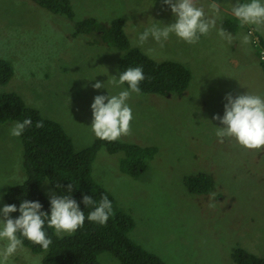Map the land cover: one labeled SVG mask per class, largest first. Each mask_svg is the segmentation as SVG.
Wrapping results in <instances>:
<instances>
[{
    "label": "rangeland",
    "instance_id": "obj_1",
    "mask_svg": "<svg viewBox=\"0 0 264 264\" xmlns=\"http://www.w3.org/2000/svg\"><path fill=\"white\" fill-rule=\"evenodd\" d=\"M195 2L209 18L214 15L211 0ZM236 2H217V26L198 43L171 34L161 47L151 37L142 46L137 43L139 34L157 21L174 22L161 0H70L73 20L29 0H0V59L12 68L0 93L17 94L26 106L57 122L75 151L98 139L91 130L93 98L127 89L109 82L111 76L118 78L123 52L93 43L86 34L74 37L77 23L122 18L130 47L155 61L170 60L189 69L191 79L181 96L132 93L127 101L131 134L117 141L157 148L136 178L121 172L122 153L102 148L92 164L93 180L133 219L129 238L164 264H234L238 249L264 257V147L248 150L227 138L218 142L215 129L221 125L212 119L223 116L226 94L264 97L261 54L253 42L257 37V45L258 39L264 44V28L239 26L231 43L217 35L221 24L235 19L231 7ZM248 34L250 43L244 45L241 38ZM98 81L104 88L92 87ZM15 123L0 124V208L8 205L6 193L26 180L21 139L10 135ZM198 172L212 176L209 194H191L185 187V177ZM41 190L48 201L58 196L48 180ZM212 193L214 209L207 206ZM5 244L0 241V249ZM41 259L23 246L9 264H41ZM99 261L120 264L110 254H101Z\"/></svg>",
    "mask_w": 264,
    "mask_h": 264
},
{
    "label": "trees",
    "instance_id": "obj_2",
    "mask_svg": "<svg viewBox=\"0 0 264 264\" xmlns=\"http://www.w3.org/2000/svg\"><path fill=\"white\" fill-rule=\"evenodd\" d=\"M29 1L52 14L63 15L69 20L74 18L70 0ZM235 19L232 22L227 20L222 25L231 34L236 33L240 26V21ZM124 25L122 18L112 19L109 23L95 18L84 19L77 23L73 36L86 34L93 37V43H102L122 51L119 73L130 66H141L145 75V80L139 85L141 93L162 97L181 96L191 79L189 69L170 60L155 61L138 48L130 47ZM260 43L264 49L261 39ZM262 68L264 72L263 65ZM11 76L9 62L0 59V84H6ZM124 85L128 87L127 83ZM26 118H31L32 121V125L20 136L26 180L6 193V203L14 204L18 208L23 200L38 201L42 205L41 210L49 213L50 203L41 190L43 182L48 180L58 196L68 194L67 185L70 183L73 185L71 196L84 211L86 219L82 228L66 236H57L55 230L45 224L44 230L52 240L47 250L22 238L23 246L33 254L42 255L41 264H101V254L112 255L120 264H164L157 256L142 249L129 238L133 219L118 209L112 195L92 178V164L102 148L109 154L122 153L121 172L132 178L142 172L144 162L157 152V148L98 138L91 146L75 151L72 141L57 122L42 117L36 109L26 106L17 94L0 93V124L22 122ZM38 121L43 122L42 128L35 127ZM56 185L60 187L57 188ZM184 185L191 194L206 195L214 188V180L210 174L201 172L186 176ZM84 195L97 202L102 196H107L111 201L114 214L105 225L87 220L88 213L93 209L83 204ZM13 216L14 219L18 218L19 212H13ZM233 263L264 264V257L238 249L233 254Z\"/></svg>",
    "mask_w": 264,
    "mask_h": 264
},
{
    "label": "clouds",
    "instance_id": "obj_3",
    "mask_svg": "<svg viewBox=\"0 0 264 264\" xmlns=\"http://www.w3.org/2000/svg\"><path fill=\"white\" fill-rule=\"evenodd\" d=\"M162 5H167L174 16V22L167 25L160 21L146 28L138 36V45L145 44L149 37L163 47L171 34L188 44H196L201 36H206L217 26L219 4L217 0L209 5L214 15L209 18L202 6H197L195 0H161ZM232 15L240 21V26L253 25L255 30L264 28V0H244L231 7ZM217 35L231 43L234 39L222 24L217 29ZM244 45L250 43V34L241 38ZM151 51V49H149ZM145 80L141 66L128 67L117 76H111L109 81L116 87L127 83L128 87L116 95H97L91 104L92 122L91 130L95 137L105 141H116L121 136L131 134L130 122L133 119L132 109L128 105L132 93L141 95L140 83ZM94 89L104 88V83L96 82ZM224 99L223 116L214 115L213 120L220 123L216 127L215 135L218 142L230 139L248 150H260L264 147V97L246 92L235 97L226 94ZM32 125L31 118L16 122L10 129V135L20 137L27 127ZM43 122L35 125L42 128ZM57 188L60 185H56ZM73 185H67L66 195H51L49 199L50 212L42 211L38 201L23 200L17 208L14 204L4 205L0 208V241H6L0 249V264H9V259L18 249L23 248V239H27L42 249L47 250L52 244L51 238L45 232V224L55 230V234H73L82 228L85 222V213L79 204L72 198ZM82 202L85 207H91L87 220L100 225H105L112 216V203L107 196H102L99 202L88 195H84ZM210 209L216 207V196L212 193L207 205ZM19 212L18 218H11L10 213ZM23 238V239H22Z\"/></svg>",
    "mask_w": 264,
    "mask_h": 264
},
{
    "label": "built area",
    "instance_id": "obj_4",
    "mask_svg": "<svg viewBox=\"0 0 264 264\" xmlns=\"http://www.w3.org/2000/svg\"><path fill=\"white\" fill-rule=\"evenodd\" d=\"M257 37L254 38L253 42L255 44V46H257L259 49H257V51H259V54H261L260 56V60H261V64L264 66V49H262L261 43L258 39V45H257Z\"/></svg>",
    "mask_w": 264,
    "mask_h": 264
},
{
    "label": "crops",
    "instance_id": "obj_5",
    "mask_svg": "<svg viewBox=\"0 0 264 264\" xmlns=\"http://www.w3.org/2000/svg\"><path fill=\"white\" fill-rule=\"evenodd\" d=\"M260 66V65H259ZM261 69H262V67H261ZM262 71H263V69H262ZM263 74H264V72H263Z\"/></svg>",
    "mask_w": 264,
    "mask_h": 264
},
{
    "label": "flooded vegetation",
    "instance_id": "obj_6",
    "mask_svg": "<svg viewBox=\"0 0 264 264\" xmlns=\"http://www.w3.org/2000/svg\"><path fill=\"white\" fill-rule=\"evenodd\" d=\"M198 173H201V172H198ZM203 173V172H202ZM197 174V173H196ZM194 175V174H193Z\"/></svg>",
    "mask_w": 264,
    "mask_h": 264
}]
</instances>
